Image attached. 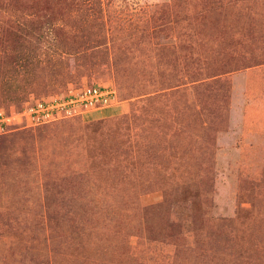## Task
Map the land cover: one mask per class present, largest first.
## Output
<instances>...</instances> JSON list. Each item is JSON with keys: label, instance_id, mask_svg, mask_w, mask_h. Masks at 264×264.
I'll return each instance as SVG.
<instances>
[{"label": "rangeland", "instance_id": "374dc122", "mask_svg": "<svg viewBox=\"0 0 264 264\" xmlns=\"http://www.w3.org/2000/svg\"><path fill=\"white\" fill-rule=\"evenodd\" d=\"M0 111V264H264V0H0Z\"/></svg>", "mask_w": 264, "mask_h": 264}, {"label": "built area", "instance_id": "2783aa9c", "mask_svg": "<svg viewBox=\"0 0 264 264\" xmlns=\"http://www.w3.org/2000/svg\"><path fill=\"white\" fill-rule=\"evenodd\" d=\"M114 101L117 102V93L114 87L82 84L81 88L75 91L72 89L61 95L49 97L46 100H39L36 104H30L24 107V112L17 116L20 118L24 113V116L32 118L35 122L50 121L55 115H57V118H61L77 111V113H81L80 110L105 108L112 105ZM14 117H10L0 111V135L7 132V127Z\"/></svg>", "mask_w": 264, "mask_h": 264}]
</instances>
